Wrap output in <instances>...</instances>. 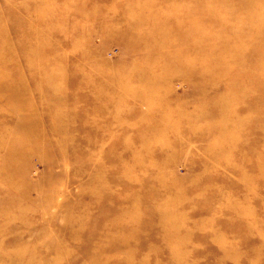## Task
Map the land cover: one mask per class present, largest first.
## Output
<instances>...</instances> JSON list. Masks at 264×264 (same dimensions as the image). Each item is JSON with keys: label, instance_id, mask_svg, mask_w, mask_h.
<instances>
[{"label": "rangeland", "instance_id": "374dc122", "mask_svg": "<svg viewBox=\"0 0 264 264\" xmlns=\"http://www.w3.org/2000/svg\"><path fill=\"white\" fill-rule=\"evenodd\" d=\"M0 264H264V0H0Z\"/></svg>", "mask_w": 264, "mask_h": 264}]
</instances>
